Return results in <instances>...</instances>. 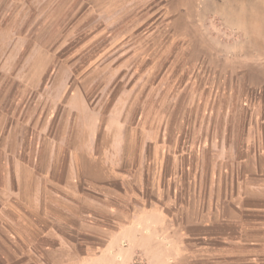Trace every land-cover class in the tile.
<instances>
[{
    "label": "rangeland",
    "instance_id": "obj_1",
    "mask_svg": "<svg viewBox=\"0 0 264 264\" xmlns=\"http://www.w3.org/2000/svg\"><path fill=\"white\" fill-rule=\"evenodd\" d=\"M122 1L0 0V101L12 127L28 129L23 143L41 127L83 143L78 119L96 115L97 143L120 144L144 198L170 195L156 239L177 261L185 224L225 210L242 179L243 137L226 147L228 117L237 127L264 115V0ZM131 214L105 222L139 242L125 264H146L152 217L140 212L132 237Z\"/></svg>",
    "mask_w": 264,
    "mask_h": 264
},
{
    "label": "crops",
    "instance_id": "obj_2",
    "mask_svg": "<svg viewBox=\"0 0 264 264\" xmlns=\"http://www.w3.org/2000/svg\"><path fill=\"white\" fill-rule=\"evenodd\" d=\"M114 5L107 0L104 7ZM3 106L0 101V264H125L138 253L139 242L120 239L121 227L105 219L128 210L135 212L131 222L143 211L152 217L147 226L153 250L146 264H264V115L252 123L243 118L237 127L235 121L229 126L228 117L226 147L234 150L235 137H243L242 179L232 181L225 210L211 208L196 215L190 226L185 224L184 249L176 261L156 239L157 231L164 234L168 228L171 215L165 200L170 195L154 192L144 198V181L139 182V175L136 180L123 161L120 144L108 150L97 143L96 115L78 119L84 121L80 127H89L83 143L75 144L68 128H62L65 138L60 141L56 130L42 127L33 129L23 143L20 137L28 129L12 127ZM131 225L133 233L140 224ZM108 232L113 239H106Z\"/></svg>",
    "mask_w": 264,
    "mask_h": 264
}]
</instances>
